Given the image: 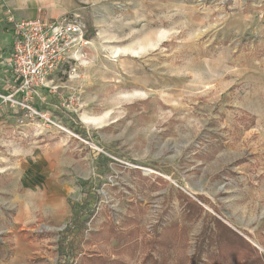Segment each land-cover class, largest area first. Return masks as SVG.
<instances>
[{
	"label": "rangeland",
	"instance_id": "rangeland-1",
	"mask_svg": "<svg viewBox=\"0 0 264 264\" xmlns=\"http://www.w3.org/2000/svg\"><path fill=\"white\" fill-rule=\"evenodd\" d=\"M47 4L90 44L0 111V264H264V0Z\"/></svg>",
	"mask_w": 264,
	"mask_h": 264
},
{
	"label": "built area",
	"instance_id": "built-area-1",
	"mask_svg": "<svg viewBox=\"0 0 264 264\" xmlns=\"http://www.w3.org/2000/svg\"><path fill=\"white\" fill-rule=\"evenodd\" d=\"M8 19L14 34L13 45L2 64L6 75L0 90V111L7 106L32 109L28 96L34 89L46 86L48 78L59 69L58 65L70 61L73 58L70 53L88 46L90 40L76 18L17 19L10 14ZM18 93L25 100L19 99Z\"/></svg>",
	"mask_w": 264,
	"mask_h": 264
},
{
	"label": "crops",
	"instance_id": "crops-1",
	"mask_svg": "<svg viewBox=\"0 0 264 264\" xmlns=\"http://www.w3.org/2000/svg\"><path fill=\"white\" fill-rule=\"evenodd\" d=\"M13 11L19 18L41 17L52 19L60 16L66 9L49 7L47 0H0V90H2L5 75H3V60L13 43V28L6 22L7 11ZM27 177V174H24Z\"/></svg>",
	"mask_w": 264,
	"mask_h": 264
}]
</instances>
